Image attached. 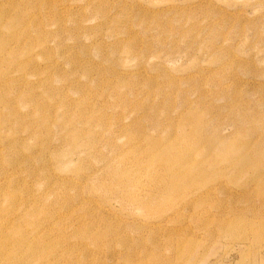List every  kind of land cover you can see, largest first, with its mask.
Segmentation results:
<instances>
[{
    "label": "rangeland",
    "instance_id": "obj_1",
    "mask_svg": "<svg viewBox=\"0 0 264 264\" xmlns=\"http://www.w3.org/2000/svg\"><path fill=\"white\" fill-rule=\"evenodd\" d=\"M0 249L264 264V0H0Z\"/></svg>",
    "mask_w": 264,
    "mask_h": 264
},
{
    "label": "bare ground",
    "instance_id": "obj_2",
    "mask_svg": "<svg viewBox=\"0 0 264 264\" xmlns=\"http://www.w3.org/2000/svg\"><path fill=\"white\" fill-rule=\"evenodd\" d=\"M172 156H179V158H181V159H183V157L182 156H180V153L178 154L177 152H175V153H172ZM173 187V186H172ZM169 188V187H168ZM170 189V188H169ZM174 189H175V186H174ZM8 197L7 198H9V199H11L12 200V198H13V194H8L7 195ZM20 212L19 213H14V216H13V218L15 217H18L20 214H23V212H24V207L21 209V210H19ZM34 226L36 227V229H39V227H37V222H35L34 223ZM34 247H36V246H34ZM19 250H14V249H12L11 250V252H9L7 255L5 254V253H3L2 252V249H0V260H6L7 262H8V264H12V263H14L16 260H17V258L19 257ZM29 256L30 257H32V256H35L36 254L38 255L39 254V252H38V249L37 248H33V249H31V251H29ZM58 256V254L54 257V258H56ZM41 260H43V259H41ZM51 262V261H50ZM40 264H45V263H43V262H41Z\"/></svg>",
    "mask_w": 264,
    "mask_h": 264
}]
</instances>
